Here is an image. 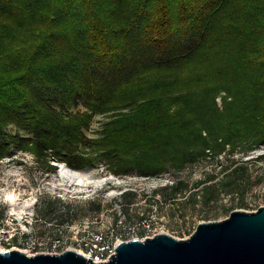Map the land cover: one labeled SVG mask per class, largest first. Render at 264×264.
Returning <instances> with one entry per match:
<instances>
[{"label": "trees", "instance_id": "16d2710c", "mask_svg": "<svg viewBox=\"0 0 264 264\" xmlns=\"http://www.w3.org/2000/svg\"><path fill=\"white\" fill-rule=\"evenodd\" d=\"M97 115L108 121L89 137ZM260 146L264 0H0V160L18 149L50 171L53 156L154 177ZM189 189L162 188L171 199Z\"/></svg>", "mask_w": 264, "mask_h": 264}, {"label": "rangeland", "instance_id": "374dc122", "mask_svg": "<svg viewBox=\"0 0 264 264\" xmlns=\"http://www.w3.org/2000/svg\"><path fill=\"white\" fill-rule=\"evenodd\" d=\"M221 102L219 97L220 107ZM70 111L85 110L78 107ZM107 117L95 116L85 134L98 137ZM8 131L30 137L14 126H9ZM48 162L54 171L30 152L18 149L0 160V211L4 210V219L0 215L4 223L0 228V251L19 250L29 256L53 254L49 243L59 241L57 251L81 252L91 233L111 231L116 236L129 229H135L139 238L167 233L181 240L189 238L199 223L222 221L235 210L255 212L264 207V146L249 152L239 148L234 154L208 157L179 173L165 172L154 177L138 172L114 175L100 163L74 170L55 162L53 156ZM236 166L244 169L235 184L229 177L228 185H219ZM62 167L84 171L83 176L70 172L61 176ZM209 177L215 178L199 184ZM176 178L187 182L190 189L171 199L162 188L173 185ZM214 183L218 184V194L205 202L203 188ZM190 193L197 195L188 202ZM57 201L68 205L70 211H59ZM49 204L53 212H47Z\"/></svg>", "mask_w": 264, "mask_h": 264}, {"label": "water", "instance_id": "95a60500", "mask_svg": "<svg viewBox=\"0 0 264 264\" xmlns=\"http://www.w3.org/2000/svg\"><path fill=\"white\" fill-rule=\"evenodd\" d=\"M108 261L98 264H264V207L235 210L217 222H202L187 239L159 233L144 241L121 242ZM0 264H96L68 249L29 256L0 251Z\"/></svg>", "mask_w": 264, "mask_h": 264}, {"label": "built area", "instance_id": "2783aa9c", "mask_svg": "<svg viewBox=\"0 0 264 264\" xmlns=\"http://www.w3.org/2000/svg\"><path fill=\"white\" fill-rule=\"evenodd\" d=\"M135 231V229H129L128 232H120V234L116 236H114L111 231L108 234H105L104 232L91 233L90 240L88 242H84V248L79 253L87 259L90 258L93 263H104L108 261L112 254H115L114 248L121 242H128L132 240L144 241L147 238L154 237L149 234H145L139 238ZM49 244L53 254L63 253L61 251H57L60 247L59 241H51Z\"/></svg>", "mask_w": 264, "mask_h": 264}, {"label": "bare ground", "instance_id": "6f19581e", "mask_svg": "<svg viewBox=\"0 0 264 264\" xmlns=\"http://www.w3.org/2000/svg\"><path fill=\"white\" fill-rule=\"evenodd\" d=\"M68 172H70V174H72V175H79V176H83V173H84V171H73V170L69 171V168H67V167L66 168L62 167L60 169L61 176H65L66 174H68Z\"/></svg>", "mask_w": 264, "mask_h": 264}]
</instances>
